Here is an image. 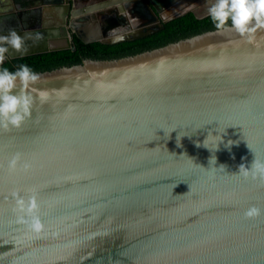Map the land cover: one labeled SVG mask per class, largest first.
<instances>
[{"label": "water", "instance_id": "1", "mask_svg": "<svg viewBox=\"0 0 264 264\" xmlns=\"http://www.w3.org/2000/svg\"><path fill=\"white\" fill-rule=\"evenodd\" d=\"M37 43L6 57L74 49ZM36 73L0 127V264H264V175L239 170L264 163V28Z\"/></svg>", "mask_w": 264, "mask_h": 264}, {"label": "flooded vegetation", "instance_id": "2", "mask_svg": "<svg viewBox=\"0 0 264 264\" xmlns=\"http://www.w3.org/2000/svg\"><path fill=\"white\" fill-rule=\"evenodd\" d=\"M154 1L152 4L148 0H29L24 3L21 0H0V35H7L10 28L16 27L20 34L32 26L37 28L35 33L46 37L49 43L59 39L71 42L74 47L75 39L83 42L82 38L95 36L100 38L96 41L103 43L134 40L159 31L178 13L191 12L195 17L204 15L214 2ZM71 22L76 31L71 29ZM34 41L38 45L36 39H26L25 45Z\"/></svg>", "mask_w": 264, "mask_h": 264}, {"label": "clouds", "instance_id": "3", "mask_svg": "<svg viewBox=\"0 0 264 264\" xmlns=\"http://www.w3.org/2000/svg\"><path fill=\"white\" fill-rule=\"evenodd\" d=\"M208 16L217 29L234 30L244 37L251 35L257 28H264V0H214L207 9ZM41 38L40 33L21 36L15 29L10 28L7 35H0V65L7 59L9 48L20 51L25 49L26 39ZM40 79L27 64L19 65L15 71L7 67L0 68V127L18 126L30 114L33 97L28 89ZM45 94L41 93V97ZM243 175L253 176L257 173L264 175V163L252 160L246 168L243 164ZM176 185L173 186V188ZM260 214V209L251 206L245 211V216L252 217ZM31 227L39 231V220H33Z\"/></svg>", "mask_w": 264, "mask_h": 264}, {"label": "trees", "instance_id": "4", "mask_svg": "<svg viewBox=\"0 0 264 264\" xmlns=\"http://www.w3.org/2000/svg\"><path fill=\"white\" fill-rule=\"evenodd\" d=\"M21 1L24 3L29 0ZM213 29L216 27L209 16L197 18L189 12L166 22L159 31L146 37L113 43L99 41L83 43L75 39L74 49L68 48L7 58L0 68L7 67L9 71H15L19 65L27 64L34 72H37L78 64L85 58L114 59L160 47Z\"/></svg>", "mask_w": 264, "mask_h": 264}]
</instances>
